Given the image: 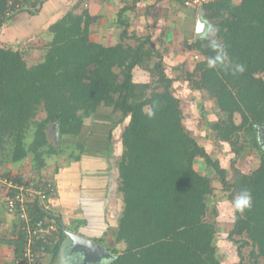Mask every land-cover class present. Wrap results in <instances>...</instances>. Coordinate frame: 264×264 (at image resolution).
Listing matches in <instances>:
<instances>
[{"label":"trees","instance_id":"1","mask_svg":"<svg viewBox=\"0 0 264 264\" xmlns=\"http://www.w3.org/2000/svg\"><path fill=\"white\" fill-rule=\"evenodd\" d=\"M140 1L121 9L118 25L123 32L112 47L90 40L87 12L82 16L69 12L51 25L52 40L43 60L34 65H28L23 52L0 47V166L20 165L30 157L34 180L47 186L42 170L62 151L48 138L50 126L57 125L62 137L79 136L86 119L102 107L110 108L121 114L120 122L129 121L122 133V153L112 170L116 186L110 193L121 196L122 202L115 242L106 241L112 230L108 221L104 237L94 239L116 257L107 264H221L215 244L217 228L206 219L208 197L215 189L212 180L196 170L197 159L216 173L231 203L241 190L251 192L250 209L241 213L234 208L228 238L238 245L241 264H245L242 252L247 247L254 264L264 262V0H238L237 4L217 0L204 6V20L212 23L214 38L226 46L230 63L245 65L242 74L207 67V58L214 55L208 37L183 42L187 50L204 57L192 72L186 70L184 79L194 91L216 98L225 118L214 123L213 130L217 140L231 146L235 154L231 166L247 148L259 154L257 168L249 174L237 171L234 181L186 129L181 101L173 89L178 78L167 75L162 51L151 36L130 33L131 23L124 15ZM175 1L186 9L182 1ZM38 3L0 0V30L18 15V6L29 5L27 11L35 15L44 4ZM131 40L135 46L128 43ZM136 68L150 73L152 83L135 82ZM153 106L158 107L150 119L147 112ZM236 116L241 118L238 125ZM241 132L244 142L239 140ZM77 148L73 159L79 162L85 148L83 143ZM4 175L26 184L19 177H9V172ZM14 192L10 189L9 195ZM28 213L32 221L55 216L38 198L29 204ZM15 222L7 239L0 215V244L12 246L19 260L26 231L20 228L22 221ZM66 237L59 224L58 234L45 244L39 242L36 249L45 245L55 260Z\"/></svg>","mask_w":264,"mask_h":264},{"label":"rangeland","instance_id":"2","mask_svg":"<svg viewBox=\"0 0 264 264\" xmlns=\"http://www.w3.org/2000/svg\"><path fill=\"white\" fill-rule=\"evenodd\" d=\"M233 2L237 4L239 1L233 0ZM175 6H177V4L174 5V9ZM22 8L23 10H27L30 7L29 5L19 7V9ZM178 8L177 11L175 9L174 15H171L168 6L161 7V5L158 7L151 5L146 11L145 9L137 10L135 15L136 19L133 20L132 25L134 31H130V33L136 32V35L139 37L151 36L152 42L162 51L167 75L172 78H178L173 89L175 90V96L181 101L186 129L195 136L200 145L204 146L215 160L220 161L222 167L228 171V179L234 181L235 176L238 175L237 171L249 174L257 168L259 165V154L257 150L247 148L241 154L240 158L237 159L235 167H232L231 163L235 158V154L232 152L231 146L216 139V132L213 130V125L214 123L224 120L225 115L219 110L216 98L211 97L204 91H194L190 87V84L184 79L186 70L192 72L195 65L204 60V57H201L199 53L187 50L186 46L183 44L186 39L189 40L190 43L196 41L197 36L195 30L197 25L195 26L194 24L196 21L194 23H188V12L190 13L193 10L187 9V11ZM194 11V13H198L197 10ZM141 17L146 18L141 19ZM192 18L195 20V15H193ZM27 20L30 21L31 18L29 17ZM27 22L28 21H26V23ZM211 29H213V25L208 22V26L203 28L200 39L207 37L212 38L208 35ZM42 33L45 32L43 31ZM46 35L48 36V34L41 35L42 39L37 43L18 46L21 49L19 51L23 52L26 56L28 65H34L42 61L45 56L46 48V43L43 44V39L45 40L44 42H49ZM128 43L134 46L136 45L132 40ZM2 44L4 43L2 42ZM6 46L7 45L4 44V47ZM32 55L34 57H32ZM178 67L181 69L176 70L175 68ZM134 81L137 83L151 84L153 79L150 73L144 69L136 68L134 70ZM120 121L121 114L119 112L117 113L110 108L102 107L96 115L85 120V126L79 136L62 137L60 136L59 129H57V125L50 126L48 131L50 142L54 144L58 150L62 151L57 157H53L48 161L50 166L46 169L47 171L43 170V172H50L53 170V167L58 170L60 167L69 166L71 169H74V171L80 170V173L81 170L84 171L85 173H81V175L87 174L84 176V180L81 183V195L86 194L88 190L92 191L91 193L88 192L90 198H88V203H84L86 208L84 213L85 216L88 217L87 221L91 219V222H94L95 226L99 225L101 215L99 214V210L93 209L96 207H91L88 204H91L90 200L92 201L94 197H96V199L106 197L108 194V184H110V192L116 186L115 182H113L114 176L111 169H113V165L116 164L117 159L122 153V133L129 119L122 122ZM235 122L237 125L241 123L240 116L235 117ZM261 131L264 132L262 129ZM238 134L239 140L244 142V134L242 132ZM262 142H264L263 135ZM80 143H83L85 148V152L82 155V158H84L82 162L73 159V155L76 156V154L79 153L77 145ZM108 153H110L109 156ZM108 160H111L113 165L110 164ZM29 168L30 164L25 163L22 169L16 172L18 175H12L10 172L8 176L12 178L19 177L24 183L30 184V186L38 185L39 183L34 180V172ZM195 168L200 174L212 180L215 189L213 194L208 197L209 211L206 219L208 222L214 223L217 228L215 244L221 264H241L238 255V245L231 242L228 238L230 231L233 229L235 219V209L227 198L228 193L223 192L222 184L219 182L216 173L208 168L203 160L197 159ZM0 172L2 177L7 178V175H4V173L6 174L4 166H0ZM46 174H44V176ZM2 198L4 199L2 193H0V214L1 216H5V204ZM121 211L122 205L118 207L116 216H120ZM92 212H95L93 213L94 215H91L93 219L89 218ZM116 222L117 219H111L113 225L116 224ZM113 230L114 229L106 236V241L109 245H113L115 242V230ZM250 251L251 247H247L242 252L245 257V264H254L253 261L250 260ZM42 263L53 264L51 256H47ZM259 264H264V262L259 261Z\"/></svg>","mask_w":264,"mask_h":264},{"label":"crops","instance_id":"3","mask_svg":"<svg viewBox=\"0 0 264 264\" xmlns=\"http://www.w3.org/2000/svg\"><path fill=\"white\" fill-rule=\"evenodd\" d=\"M131 1L133 2V0H45L37 14L31 15L29 12H26L27 10H23L2 27L0 30V47H4V44H6V47H11L14 50H21L18 46L37 43L42 39L41 35L45 34H48V36L46 35V38H48L50 42L52 36L49 34V27L60 21L69 12H74L81 16L84 12H87L91 18L89 26L90 40L106 47L115 46L120 42V37L123 32V27L118 25L119 13L126 5H131ZM175 4H177L175 0H141L134 11H129L124 15L131 23L130 31H134L132 25L133 20L136 19L135 15L137 10L145 9L146 11L151 5H155L156 7L161 5V7L168 6L171 15H174L175 9L176 11L178 7L182 9L179 4H177L174 9ZM193 11L190 13L188 12V23H194L196 21L194 23L196 26L198 13H194L195 11ZM193 15H195V20L192 18ZM29 17L31 18L30 21L27 20ZM145 18L141 17V19ZM26 21L28 22L26 23ZM43 31L45 33H42ZM44 41L45 40L43 39V44L46 43L47 45L49 43ZM2 42L4 44H2ZM32 57L34 56L32 55ZM24 58L26 60L25 55ZM83 159L84 158H82L80 162H82ZM108 162L113 165L111 160H108ZM25 163L30 164L29 169L32 170L31 158L28 157L20 165L13 166L12 164H6L4 166L5 172H11L12 175H18L16 172L20 171ZM49 166L50 164L48 163L43 170H46ZM43 170L41 173L43 180L47 182L52 181L51 183L55 186V194L50 201L49 207L56 216L58 225L60 224L63 227L64 233L65 230L75 232L94 240L104 237L103 235L108 228L107 221L110 223L109 227L112 229L117 227V222L113 225L111 219L115 218L118 220V216L116 215L118 213V207L122 205L121 196L113 195L108 188V194L106 197L102 199H96V197H94L93 199L95 200H90L91 204L88 205L96 207L93 209L99 210V214L101 215L99 225L95 226V223L91 222V219L87 221L88 217L85 216L84 213L86 210L84 203L89 202L88 198H90V196H88V192L91 193L92 191L88 190L86 194L81 195V183L84 180V176L87 174L81 175V173L85 172L82 170L81 173L80 170L74 171V169H71L69 166L60 167L58 170L53 167V170L50 172H43ZM44 174L46 175L44 176ZM113 176L115 175L113 174ZM0 193H2V197H4V200L3 198L2 200L5 202L7 187L3 183L0 184ZM95 212H92L89 218L93 219V216L91 215ZM2 219L5 220V223L2 224L1 230L7 235L16 225V222L12 216H9L7 210L5 216H2ZM65 236L67 235L65 234ZM6 238L8 239L9 236L7 235ZM71 245L72 242L67 236L57 259L52 260L51 257L53 264H81L82 256L72 252ZM49 255L51 256L50 253L48 256ZM61 257H63V261L61 260ZM14 261V248L12 246L0 244V264H13Z\"/></svg>","mask_w":264,"mask_h":264},{"label":"built area","instance_id":"4","mask_svg":"<svg viewBox=\"0 0 264 264\" xmlns=\"http://www.w3.org/2000/svg\"><path fill=\"white\" fill-rule=\"evenodd\" d=\"M45 0H39V3ZM184 3L186 9L199 10L204 8L206 4L216 2L217 0H180ZM38 3V6H39ZM20 7V6H18ZM17 12H20L19 9ZM7 187L5 205L7 212L16 220H20L24 225H20L21 230L26 231V241L23 250L22 259L15 260L13 264H41L48 256L45 245L40 249H36L37 244L47 243L52 237L59 232V225L56 216L48 217L44 220L32 221L28 213V206L36 198L40 200L46 210H50V201L55 194V188L51 182L39 184L38 186H30V184L14 183L8 177L0 175V184ZM10 189L15 192L9 195Z\"/></svg>","mask_w":264,"mask_h":264},{"label":"clouds","instance_id":"5","mask_svg":"<svg viewBox=\"0 0 264 264\" xmlns=\"http://www.w3.org/2000/svg\"><path fill=\"white\" fill-rule=\"evenodd\" d=\"M216 30L211 29L209 31L208 47L214 52L213 56L207 58V67L209 69L223 68L225 71L230 70L233 75L245 71V65L240 63H230L229 56L227 53L226 46L215 37ZM158 106H153L152 110L147 112V116L151 119L155 116V110ZM233 207L243 213L246 209L252 207V196L251 192L247 189H243L238 195L233 197L232 200ZM63 261V257H61Z\"/></svg>","mask_w":264,"mask_h":264},{"label":"water","instance_id":"6","mask_svg":"<svg viewBox=\"0 0 264 264\" xmlns=\"http://www.w3.org/2000/svg\"><path fill=\"white\" fill-rule=\"evenodd\" d=\"M204 8L198 10L196 40L200 39L203 28L208 26L204 20ZM57 129L59 127L57 126ZM60 131V130H59ZM65 234L70 238L71 251L82 256L81 264H104L114 260L116 257L104 246L81 234L65 230Z\"/></svg>","mask_w":264,"mask_h":264},{"label":"flooded vegetation","instance_id":"7","mask_svg":"<svg viewBox=\"0 0 264 264\" xmlns=\"http://www.w3.org/2000/svg\"><path fill=\"white\" fill-rule=\"evenodd\" d=\"M104 264H107V263H104Z\"/></svg>","mask_w":264,"mask_h":264}]
</instances>
